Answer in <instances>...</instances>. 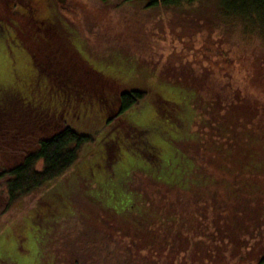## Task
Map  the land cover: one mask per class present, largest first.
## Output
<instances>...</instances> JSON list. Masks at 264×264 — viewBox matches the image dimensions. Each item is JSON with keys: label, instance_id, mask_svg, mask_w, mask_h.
Masks as SVG:
<instances>
[{"label": "trees", "instance_id": "16d2710c", "mask_svg": "<svg viewBox=\"0 0 264 264\" xmlns=\"http://www.w3.org/2000/svg\"><path fill=\"white\" fill-rule=\"evenodd\" d=\"M11 1L0 0V21L4 20L8 27L5 34L6 43L10 39L27 36L26 31L23 30L22 33L20 29L25 27L15 20L18 16H25L32 25L31 20L22 14L20 7H12ZM100 1L106 3L110 0ZM128 1L150 7L151 10L162 9L172 15L178 14L177 16L182 18L174 17L172 20L175 24L178 20L182 27L185 23L198 25L202 18L212 16V19L220 20L221 23H237L242 27L251 28L264 40V0ZM20 2L22 7L29 6V1ZM119 5L113 7L118 8ZM60 6L66 8L62 4ZM51 9L53 20L64 26L65 22L53 13V8ZM28 28L30 25L26 27ZM72 31L68 27L66 31L61 28L57 33L56 44L60 45L61 50L56 52V58L70 57L74 60L81 58L77 54H82L83 51L79 42L76 43ZM133 31L138 35L136 30ZM13 45H10L12 51L10 60L4 66V76L0 77V85L3 86L0 91V130L3 132L11 129L9 125L16 128L21 124H27L24 123L22 114L24 106L20 101L26 100L29 110H33L34 103H30L33 98L42 94L50 98L47 95L49 93L37 90L30 83L24 87L14 86L16 74V77L24 78L20 77V74H32L34 71L27 46L19 40H15ZM117 49L114 51L115 54L110 52V55H124L119 61L114 58H98L95 54H92L93 59L88 56L83 58V63L91 68L89 74L94 75L96 80L114 84L115 90H107L101 84L91 90L76 91L77 97L70 99L74 102L79 101L83 109L81 113H74L76 110L74 107L68 117L65 114L66 109L55 110L59 96L50 93L53 98L51 97L52 101L42 109L45 110V118L40 117V124L42 126L52 123L55 128L42 134L39 131L40 126L34 134L32 133L33 135L25 138L24 134L15 135L14 142L18 143L15 152L21 157L14 165L0 172L1 175L7 176L8 199H15L35 188L50 184L48 187L50 200L55 184H63L62 174L70 171L71 182L67 187L74 182H78L80 186L87 183L90 185L91 179L87 182L86 177L92 178L96 166L100 165L99 160L88 162L85 158L87 152L84 145L88 139H93L92 135L73 128L67 123V119L70 117L71 121H74L75 117L79 118L82 115L92 120V113L89 112L93 110L90 108L93 105L95 108L99 107V111L104 108L102 112L106 114L107 122L109 124L112 122L113 127L117 129L115 135H110L107 143L103 142V149L100 151L103 155H111L112 159L122 157L125 165L129 167L126 171L129 173L127 175L129 179L124 176L122 185L125 184L126 192L132 195L131 202L124 189L116 190L117 200L121 201L122 207L115 209L104 203V207L96 208L93 216L80 220L76 219L71 200L61 198L64 195L68 196L69 188L60 186L61 195H55L57 203L51 202L48 209L43 211V215L47 212L48 215H55L57 219L72 217L74 226L71 230L74 228L76 231L63 232L66 240L60 245L54 243L53 238L49 243L42 244L40 241V248H50L49 251L39 252L41 264H158V261H155L157 256L165 259L175 254L183 247V243L185 247L189 235L193 236L190 240L196 244V253H200L207 247L206 245H215L219 251L224 243L236 246L234 243L238 232H264V154L262 150L257 151V147H264V144L256 143L262 134L249 135V130L246 129L244 138L239 135L233 139L239 144L243 142L242 145L234 143L236 147L227 146L224 141L227 143L232 140V135L224 125L228 121L224 116L217 121V118L213 117L221 103L223 105L231 102L244 103L243 107L246 106L251 111L248 116L260 121V118L264 117L263 99L254 94V98L248 100L238 90H234L235 88H229L227 92L219 94L213 93L206 86L209 79L204 80V77L207 75H197L183 63L181 66L187 73L181 70L175 79L177 82L170 83L175 88H182L194 95L193 118L182 115L180 107L182 105L170 96V92H166L167 89H163L165 86L161 82L160 89L163 90L155 93L152 98V114L146 121L135 122V119L129 117L128 110L138 105L151 87L131 81L132 72L139 68L136 60L139 56L137 50L122 54L121 49ZM128 55L135 56L136 68L131 73L127 70L133 68V61L130 62ZM37 58L40 59V55H37ZM77 63L79 65V62ZM96 71L104 72L106 75H101V72L99 75ZM201 90L211 97L202 98L201 94L204 92ZM66 101L69 99L60 107L63 108ZM77 104L75 103V106H78ZM51 113L53 115H50ZM58 114H61V120L55 117ZM41 115L43 113L40 112L39 116ZM224 115L226 116V113ZM233 115L237 117L234 113ZM244 122L246 121L242 123ZM99 145L101 146L100 140ZM38 163H41L39 168ZM104 163L106 164V160ZM144 176L153 184L151 187L156 189L158 195L148 194L143 186V188L139 186L143 184ZM82 179L85 180L83 184ZM160 190L164 193L160 194ZM123 195L124 199L121 197ZM152 197L157 200L153 201ZM43 202L46 203V200ZM77 207L78 211H86V208ZM102 212L105 216L98 219L100 224L94 223ZM40 233L42 236L43 232ZM123 240L127 242L121 243ZM244 246L246 245L242 247ZM261 247L264 249V244ZM260 259L264 263V254Z\"/></svg>", "mask_w": 264, "mask_h": 264}, {"label": "rangeland", "instance_id": "374dc122", "mask_svg": "<svg viewBox=\"0 0 264 264\" xmlns=\"http://www.w3.org/2000/svg\"><path fill=\"white\" fill-rule=\"evenodd\" d=\"M118 1L110 0L101 3L100 0H66L62 4L66 8H63L57 0H36L37 3L33 0V5L36 4L39 17L52 16L50 12L53 8V13L65 22L64 25H67L69 30L76 32L75 34L72 31L76 38L75 41L79 42L83 51L81 52L85 57L93 59L92 54H95L98 58H114L119 61L124 55H110V52L115 54L114 51L118 50L117 48L121 49L120 53L122 54L129 53L133 49L137 50L139 56L136 60L139 68H136L134 63L135 56L128 55L127 58L130 62L133 61V68L127 71L131 73L136 68L131 74V81L138 85L147 84L151 89L147 90L148 92L141 98L138 105H134L132 110H128L129 117L135 119V122L140 123L147 120L153 111L152 98L154 94L163 89H167L166 92H170V96L182 105L180 107L183 116L193 118L194 95L182 88H175L170 83L177 82L175 79H177V75H180L181 70L186 72V69L181 66L183 63H186V67L192 69L195 74L207 75L208 78L204 77V80L209 79L206 86L213 93L219 94L227 92L229 88H235L234 90H238L246 99L254 98L255 94L262 98L264 103V40L259 38L251 28L242 27L237 23H221L220 20L212 19V16L202 18L198 25L193 23L186 25L185 23V26L182 27L178 20L177 24L172 20L174 17L182 18L177 16L178 14L172 15L162 9L151 10L150 7H143L142 4L141 6L136 5L128 0ZM10 4L13 8L22 5L20 0H12ZM118 5V8L113 7ZM15 20L25 28L31 25L25 16H18V19ZM2 22L4 20L0 21V77L4 76V66L10 60L12 51L10 45L15 44V40H17V38L10 39L6 43L5 34L8 32V27L6 22ZM133 30H136L138 35H135ZM13 48L15 49V45ZM76 49L79 52V49ZM95 78L94 75H90V79L94 80L97 85L102 84L107 90H115L114 84ZM33 80L31 78V81ZM161 82L165 86L163 89H160ZM76 91L72 92L74 95L68 90L58 91L59 103L54 107L55 110L64 111L66 109V117L72 113L74 107H76L74 113H81L83 108L79 101H72L69 104L66 101V105L63 108L60 107L70 97H77ZM201 92L204 91L201 90ZM201 96L206 99L211 97L205 92ZM51 101L52 99L47 98L45 94L33 98L30 101V103H34L33 110H29L26 100L20 101L24 106L22 111L24 123L27 122V124H21L16 128L9 125L11 129L8 128L9 130L6 132L0 130V172L2 169L14 165L21 157L18 152H15V146H18V143L14 142L13 137L18 134H24V138L33 135L41 126L40 117L45 118V110L42 109L46 108ZM84 101L86 102V99ZM75 103H78V106H75ZM85 106L87 107V103ZM243 106L244 103L235 104L232 102L225 105L221 103L217 106V112L213 117H216L217 121L218 118L224 116L228 121L224 125L228 129V133L232 135V140L227 143L224 141V144L233 147H236L234 143L242 145L243 142L239 144L233 139L239 135L244 138L246 129L249 130V135L259 134L260 136L262 134L256 143L264 144V117H261L260 121H257V118L249 117L250 109ZM90 108L93 109L89 112L92 113V120H88L82 115L77 118L73 115L74 113L72 114L75 117L74 121H71L70 117L67 119V123L73 128L92 135L93 139H88L84 145V150L87 152L85 158L88 162L99 160L100 165L96 166L92 178L86 177L87 182H90L91 179L90 185L87 183L80 186L78 182H74L73 185L67 187L71 182L69 181L70 171H68L61 176L63 184H55L50 200H48L50 184L35 188L27 194L10 200L7 198L6 192L7 176L0 174V264H41L39 252L49 251L50 248H40V241L42 244L43 242L49 243V240L53 238L54 243L60 245L66 240L63 232L65 233L66 230L76 231L74 228L71 230L74 226L72 217L57 219L55 215H48L47 212L43 215V211L48 209L51 202L57 203L55 195H61L62 186L69 188L67 190L69 194L61 196V198L71 200L76 219L80 220L93 216L96 208L104 207V203L114 208L122 207L121 201L117 200L116 190L124 189L131 202L132 195L126 192L125 184L122 185L124 176L126 179L128 178L129 173L126 171L129 170V167L125 165L122 157L112 159L111 155H103L100 151L103 149L104 143H107L111 137L110 135H115L117 129L113 127L112 122L110 124L107 122V116L102 112L105 110L104 108L100 111L99 107L95 108L93 105ZM234 108L236 109L232 111ZM40 112L43 115L39 116ZM55 117L61 120V114ZM205 117H207L206 114ZM243 121L246 122L242 123ZM41 128L42 130H40ZM51 128H55V125L52 123L42 124L39 131L45 134L51 131ZM261 150L264 154V147L258 146L257 151ZM40 166L41 163H38L37 167ZM84 182L85 180L82 179L81 183ZM151 185L153 184L144 176L143 184L139 186H143L148 194L158 195L156 189ZM161 193H164L163 190H160ZM121 197L125 198L124 195ZM43 200H46V203ZM152 200L156 201L157 199L152 197ZM77 206L86 208V211H78ZM103 216L105 215L102 212L94 223L100 224L98 219ZM40 232H43L42 236ZM61 233L62 236H60ZM262 233L264 235V232H238L234 243L236 246L224 243L219 251L215 245H206L207 247L205 246L206 248L200 253H196V244L190 240L193 236L189 235V241L185 247L183 243V247H180L175 254L165 259L157 256L155 261H158V264H264L260 259L264 254V249L261 247L264 244ZM125 242L127 240H123L121 243ZM243 245L246 246L242 247ZM190 255L192 256L189 257Z\"/></svg>", "mask_w": 264, "mask_h": 264}, {"label": "flooded vegetation", "instance_id": "af4514ba", "mask_svg": "<svg viewBox=\"0 0 264 264\" xmlns=\"http://www.w3.org/2000/svg\"><path fill=\"white\" fill-rule=\"evenodd\" d=\"M25 1H29V6L22 7L21 5L20 9L22 14L31 20L32 25L28 29L20 28L22 33H24L23 30L26 31L27 36H20L21 38L18 37L17 40L26 45L30 51L28 55L31 58L34 73L20 74V77L24 76V78L16 77V74L14 86L24 87L30 83L37 90L40 89L45 93H49L50 98L52 97L50 93L56 96L57 92L61 90H68L69 92L76 90L86 91L97 87L96 82L89 78L91 68L86 66V63H83L84 56L82 54H77L81 57L77 60L70 57L69 59L56 58L55 56L56 52L61 50L60 45L57 46L56 44L57 33H59L61 28L66 31L68 27L63 26L59 21L58 23L54 21L52 16L39 17L36 4L33 5L32 0ZM34 2L37 3L35 0ZM37 55H40V59L37 58ZM51 55H54V57H51ZM86 61H88L87 58ZM77 62H79V65ZM96 72L100 75L101 71ZM101 73V75H106L104 72ZM31 78L34 80L31 81ZM2 87L0 85V90L3 89ZM72 101V99H69L68 102L71 103Z\"/></svg>", "mask_w": 264, "mask_h": 264}, {"label": "water", "instance_id": "95a60500", "mask_svg": "<svg viewBox=\"0 0 264 264\" xmlns=\"http://www.w3.org/2000/svg\"><path fill=\"white\" fill-rule=\"evenodd\" d=\"M60 3H65L66 0H57Z\"/></svg>", "mask_w": 264, "mask_h": 264}]
</instances>
